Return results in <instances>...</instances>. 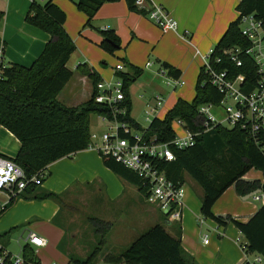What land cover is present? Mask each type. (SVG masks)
I'll use <instances>...</instances> for the list:
<instances>
[{
	"label": "crops",
	"instance_id": "crops-1",
	"mask_svg": "<svg viewBox=\"0 0 264 264\" xmlns=\"http://www.w3.org/2000/svg\"><path fill=\"white\" fill-rule=\"evenodd\" d=\"M52 1L64 13L63 27L75 45L66 63L72 75L57 94L56 101L66 107H79L91 97L92 80L78 65H83L99 79L112 80L114 66L121 63L124 67L122 72L140 70V75L128 87V97L131 103L129 116L143 127L149 124L145 119L146 110L154 108L156 114L153 118H163L179 98L187 102L193 99L195 83L203 66L202 56L216 45L229 24L237 18L239 3V0H153L165 7L177 21L176 30L163 32L141 12L130 10L125 0L104 2L89 25L86 24V14L74 4L77 0ZM29 4L30 0H0V12L3 14L0 38L4 43L3 58L7 64L29 66L49 38L48 33L25 20ZM103 29L113 30L119 39V47L112 53L99 46L102 40L100 31ZM185 30L188 36L183 37L181 34ZM163 63L180 72L178 77L183 81L181 86L171 83V78L178 77L173 76ZM161 68L166 69L163 76L159 73ZM144 73L162 78L167 88L151 80H142ZM136 83L138 86L134 88ZM156 95L163 99L157 109ZM136 100L147 122L145 126L137 116L134 107ZM91 133L95 132L90 128ZM91 143L96 144L93 141ZM19 146L18 139L0 126V155L14 158ZM45 170L49 176L41 185L15 198L0 214V233L8 230L11 233L23 227L27 233L33 231L46 240L43 246H33L40 264H68L71 257L86 258L97 240V234L88 222L90 217L96 216L87 218V229L70 227L72 224L59 217L63 208L58 201L78 198L77 191H84L92 195L86 196L87 199H93V203L102 208L107 204L119 205L124 200L130 208L139 204L136 186L134 192L129 187L130 183L103 164L102 157L93 147L88 146L60 158L50 163ZM242 178L261 180L262 174L258 170H249ZM257 190L241 196L235 192L234 185L228 187L214 202L212 213L246 222L263 203V200L254 198L262 194ZM47 194L51 195L46 197ZM201 198L202 194L197 197L190 188H186L181 221L176 222L172 231L165 229L171 235L180 229L181 246L195 263L242 264L260 257L262 264L260 255L241 249L240 244L246 239L233 223L218 225L210 218L198 216ZM65 210L68 212L63 215L70 213L71 207ZM67 217L71 220L70 214ZM103 220L112 222L110 219ZM74 231V235H69ZM204 235L207 236L206 243L203 241ZM20 251L21 247L18 253ZM47 251L50 255L46 254Z\"/></svg>",
	"mask_w": 264,
	"mask_h": 264
},
{
	"label": "trees",
	"instance_id": "trees-1",
	"mask_svg": "<svg viewBox=\"0 0 264 264\" xmlns=\"http://www.w3.org/2000/svg\"><path fill=\"white\" fill-rule=\"evenodd\" d=\"M109 1L116 0H77L74 4L79 11L86 14V24L89 25L99 7ZM125 2L130 10L140 12L134 5V0ZM237 11V18L229 24L214 46L213 55H218L222 48L246 42L239 32V18L241 15L253 13L264 20V0H239ZM2 16L0 12V23ZM25 20L48 33L49 38L41 53L29 66L12 63L1 72L0 126L11 132L20 143L13 160L26 174H32L46 169L50 163L60 158L86 149L90 143V116L107 114L110 110L102 104L95 103L93 94L79 107H66L56 101L57 94L72 75L66 63L75 45L63 27L64 13L53 1L47 0L43 3L30 1ZM100 32L101 48L112 53L119 47V39L113 30L103 29ZM163 66L173 76H179L180 72L177 69L167 63H163ZM78 68L90 77L93 85L99 80L96 74L83 65H78ZM240 71L243 70L235 69V73ZM120 74L125 95L123 104L127 108V115L123 119L140 128L129 116L131 103L128 97V87L140 75V70L133 69ZM203 81L205 84L202 86ZM219 98V92L207 82L201 67L193 99L187 102L179 98L163 118L155 117L151 120L147 131L149 134H156L158 140L169 141L175 133L173 121L178 118L184 122L187 129L196 133L194 145L183 149L172 147L175 159L162 162L160 168L174 183H185L187 176L197 183L202 189L200 206L202 217L210 218L218 225L233 223L246 239V252L260 255L264 264V134L253 137L238 126L220 125L204 131L203 118L197 112V108L203 103H217ZM101 157L107 168L136 186L139 193L145 196V187L134 172L109 156ZM251 169L260 171L262 179H243L242 177ZM232 185L235 192L241 196L257 189L263 194V203L246 222L237 221L231 216L223 218L212 213L214 202ZM36 187L26 189L24 193ZM49 195L51 194H47L46 197ZM13 201L14 199H11L0 214ZM164 220L168 221L166 217ZM88 221L98 235L96 243L86 258L71 257L68 264H95L100 254L114 264H196L193 257L181 246L179 228L175 235H171L162 225L154 224L122 252L113 254L103 251L112 222L98 217H90ZM10 231L0 233V237L9 234ZM20 253L28 264H40L32 245L24 243Z\"/></svg>",
	"mask_w": 264,
	"mask_h": 264
},
{
	"label": "built area",
	"instance_id": "built-area-1",
	"mask_svg": "<svg viewBox=\"0 0 264 264\" xmlns=\"http://www.w3.org/2000/svg\"><path fill=\"white\" fill-rule=\"evenodd\" d=\"M134 5L163 32L177 29V21L161 4L153 0H134ZM238 26L241 37L246 41L244 44L222 48L218 55H213V47L202 56L203 73L207 82L219 92L220 98L217 103L199 105L197 112L203 118L204 131L218 125L238 126L256 137L264 134V20L253 13L245 14L240 16ZM181 35L188 36V31L185 30ZM3 55L4 43L0 38V74L8 65ZM123 68V64H116L112 80L99 79L93 85L94 102L102 104L110 111L99 114L102 122L106 123V129L101 133L100 143L95 144L96 146L91 143L96 133L90 134L89 147H93L100 156H109L134 172L145 187V201L154 205L168 221L180 222L186 192L185 183L177 184L169 180L160 166L162 162L175 159L172 147L183 149L194 145L196 133L187 129L184 122L177 118L173 121L175 133L172 139L161 141L156 134H149L148 126L137 128L126 122L123 119L127 115V108L123 104V80L119 74ZM237 68L243 71L235 73ZM159 73L165 75L166 69L161 68ZM171 83L181 86L183 81L179 77L171 78ZM204 84L205 81L201 83L202 86ZM162 103L163 99L156 95V109ZM214 109L218 110L222 118L215 115ZM154 114V108L146 110L145 119L149 124ZM44 170L26 174L13 158L0 155V211L26 189L41 185ZM254 198L263 200V194L255 195ZM41 240L46 243L44 238L33 231H29L25 238V242L32 246L45 245L39 242ZM203 241L207 242L206 235ZM240 247L246 251V241L241 242ZM261 262L262 259L257 257L250 264ZM6 263L28 264L21 253L12 254L0 243V264Z\"/></svg>",
	"mask_w": 264,
	"mask_h": 264
},
{
	"label": "rangeland",
	"instance_id": "rangeland-1",
	"mask_svg": "<svg viewBox=\"0 0 264 264\" xmlns=\"http://www.w3.org/2000/svg\"><path fill=\"white\" fill-rule=\"evenodd\" d=\"M47 0L38 1L39 3H43ZM142 80L147 81L151 80L153 83L161 84L163 87L165 86V83H163L162 78L159 77H151L150 73H144L142 76ZM138 86V83L134 85V88ZM166 87V86H165ZM167 88V87H166ZM171 88V87H170ZM170 88L168 90H170ZM140 94V92H138ZM134 107H136V113L139 117V120L142 122V125H147V122L144 120V116L142 113V109H140V103L136 100ZM138 110V111H137ZM213 112L218 118H222V115L218 112V110L214 109ZM91 130L96 133V137L93 139V142L96 144L100 143V136L101 133L106 129V123L102 122L99 115L92 114L91 115ZM178 132H180V129H177ZM254 170V169H251ZM45 171L44 179H46L49 175L47 170ZM185 186L186 188H190V190L193 191L195 196H200L202 194L201 187L195 183L190 177L187 176L185 180ZM131 190H134L136 192V188L134 185H129ZM39 189V188H38ZM138 192V191H137ZM78 194V195H77ZM76 196L78 198L70 199V200H61L58 201V203L62 206L63 210L61 211L59 217H63L64 220L72 226L70 227H82L86 228L88 226L87 218L89 216H96L101 217L103 219H110L112 221V227L110 231L107 234L106 237V245L103 249L104 252H111L113 254H118L122 252L134 239H136L142 232H144L146 229L151 227L154 224H160L165 229L171 230L175 229L176 222L173 221H165V216L155 207L146 202L144 200V197L138 192L139 197V204L135 208H130L129 206H126L125 201L121 202V204L113 206L111 204H107L105 208H102L101 205H96V203H93V199H87L86 196H92L88 195V193L84 191H77ZM56 201V202H57ZM68 206L71 207L70 217L71 220L68 219L67 214L65 212H68L65 210L68 208ZM146 208L148 210L145 212ZM199 217L202 215L199 212ZM67 223V224H68ZM66 224V225H67ZM75 225V226H74ZM90 226V225H89ZM67 227H69L67 225ZM91 227V226H90ZM76 231L70 232L69 235H74ZM27 235V229L16 228L11 233L6 234L4 237H0V242L5 245V247L12 253V254H18L21 245L24 242V239ZM98 238V235H97ZM96 243V241H95ZM50 255V253H47ZM95 264H114L109 261H107L104 258V255L100 254Z\"/></svg>",
	"mask_w": 264,
	"mask_h": 264
},
{
	"label": "clouds",
	"instance_id": "clouds-1",
	"mask_svg": "<svg viewBox=\"0 0 264 264\" xmlns=\"http://www.w3.org/2000/svg\"><path fill=\"white\" fill-rule=\"evenodd\" d=\"M39 242H40V243H42V244H43V243H45V241H42V240H41V241H39Z\"/></svg>",
	"mask_w": 264,
	"mask_h": 264
},
{
	"label": "water",
	"instance_id": "water-1",
	"mask_svg": "<svg viewBox=\"0 0 264 264\" xmlns=\"http://www.w3.org/2000/svg\"><path fill=\"white\" fill-rule=\"evenodd\" d=\"M260 191H261L260 189L257 190V192H260Z\"/></svg>",
	"mask_w": 264,
	"mask_h": 264
}]
</instances>
